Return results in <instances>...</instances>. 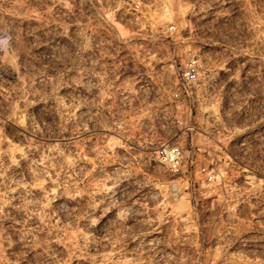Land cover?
<instances>
[{"label":"rangeland","instance_id":"rangeland-1","mask_svg":"<svg viewBox=\"0 0 264 264\" xmlns=\"http://www.w3.org/2000/svg\"><path fill=\"white\" fill-rule=\"evenodd\" d=\"M144 4L0 0V264H264V0Z\"/></svg>","mask_w":264,"mask_h":264},{"label":"built area","instance_id":"built-area-1","mask_svg":"<svg viewBox=\"0 0 264 264\" xmlns=\"http://www.w3.org/2000/svg\"><path fill=\"white\" fill-rule=\"evenodd\" d=\"M128 4V9L132 12H139L145 5L144 0H125ZM157 2H163V0H151ZM171 32L176 30L175 25L169 27ZM200 63L197 55L189 53L183 60L179 71L180 88L173 94L174 98H178L179 93L186 87L194 83L199 74ZM157 157L161 165L169 172L175 175H183L186 182L191 181V175L184 171V156L182 148L178 145L165 146L157 151ZM198 173L203 177V181L206 184H211L215 181L216 176L207 171L205 167H200Z\"/></svg>","mask_w":264,"mask_h":264}]
</instances>
